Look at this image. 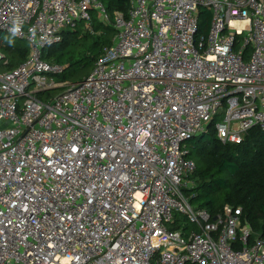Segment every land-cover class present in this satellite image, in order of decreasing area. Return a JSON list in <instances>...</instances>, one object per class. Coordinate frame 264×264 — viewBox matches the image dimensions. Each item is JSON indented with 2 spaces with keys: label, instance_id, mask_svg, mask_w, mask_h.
<instances>
[{
  "label": "built area",
  "instance_id": "2783aa9c",
  "mask_svg": "<svg viewBox=\"0 0 264 264\" xmlns=\"http://www.w3.org/2000/svg\"><path fill=\"white\" fill-rule=\"evenodd\" d=\"M92 12L112 46L57 81L43 51ZM1 34L28 52L7 70L0 49V264H264L240 208L190 204L187 158L212 123L222 144L264 130V0H129L111 17L101 0H0Z\"/></svg>",
  "mask_w": 264,
  "mask_h": 264
},
{
  "label": "trees",
  "instance_id": "16d2710c",
  "mask_svg": "<svg viewBox=\"0 0 264 264\" xmlns=\"http://www.w3.org/2000/svg\"><path fill=\"white\" fill-rule=\"evenodd\" d=\"M101 1L105 3L110 17L115 11L125 14L129 7V0ZM197 18L198 33H206L212 19L211 11L205 6H199ZM91 21L90 31H83L82 23L75 31H63L62 41L43 51V60L59 66H63L62 62L65 61L69 64L68 67L85 61L93 68L103 49L112 46L115 29L112 24L105 25L99 21L95 12L91 13ZM2 36L4 35H0V49L3 52ZM87 39L90 44L86 56L71 51L70 57L66 58L63 52L66 47L72 48L79 41ZM5 51H13L9 58L7 56L9 64L6 69L10 70L26 60L28 45L20 48L13 46ZM244 51L247 60L251 47L248 46ZM37 97L43 100V95L37 94ZM187 158L195 164L191 177L195 182L192 190L194 196L189 200L190 204L197 209L206 210L211 218L223 211L225 206L240 208L241 220L250 225L253 233L251 242L264 237V130L251 128L240 144H222L215 137L212 123L205 133L188 143ZM173 223L174 230L181 227L184 232L194 229L185 218L179 216H176Z\"/></svg>",
  "mask_w": 264,
  "mask_h": 264
},
{
  "label": "rangeland",
  "instance_id": "374dc122",
  "mask_svg": "<svg viewBox=\"0 0 264 264\" xmlns=\"http://www.w3.org/2000/svg\"><path fill=\"white\" fill-rule=\"evenodd\" d=\"M93 16H95V14ZM1 39L3 40L1 43V45H3V48H4L3 52L5 53L6 57L8 56V58L10 57V55L12 54L13 51L6 52L5 50H10L13 46L20 48V47H26V45H27V43H25L24 41L17 40L13 37H10V36L8 37V36L4 35V36H2ZM89 44H90V41L88 39L85 41L81 40L78 42L77 45L73 46L72 48L70 46L66 47L63 52L65 53L66 58L70 57V55L72 53L71 51H74L75 53H79V55L84 54L86 56ZM62 64H63L65 70H64L63 74H61L60 77H55V78L57 81L60 80V82H66V83H70V84L77 83L80 80H83L90 73V71L92 69V66L90 64H88V62H85V61L80 62L78 65H74L71 67H68L69 64H67V62H65V61H63ZM61 91L62 90H55V91H52L50 94L57 95ZM218 122H220V120H218Z\"/></svg>",
  "mask_w": 264,
  "mask_h": 264
}]
</instances>
